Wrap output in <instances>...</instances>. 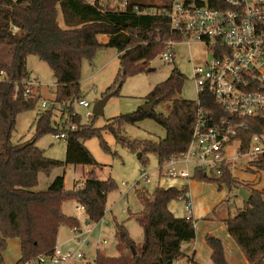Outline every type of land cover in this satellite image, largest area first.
<instances>
[{
	"label": "trees",
	"instance_id": "16d2710c",
	"mask_svg": "<svg viewBox=\"0 0 264 264\" xmlns=\"http://www.w3.org/2000/svg\"><path fill=\"white\" fill-rule=\"evenodd\" d=\"M113 0H0V47L8 48V61L0 60V264L8 241L20 242L21 258L17 264H26L39 255L53 252L60 227L79 229L77 218L63 213V205L73 201L82 207L90 223L98 224L106 212L110 193L117 189L112 178L101 180L96 175L98 163L85 143L98 137L105 151H110L103 138L104 132L115 136L122 145L140 152L146 165L150 154H155L160 169L172 158L181 157L188 148L196 122L197 104L177 99L185 83L184 75L174 69L169 78L157 85L147 96V102L156 106L170 103V113L148 114L139 108L136 112L111 119L103 128H96L94 119L82 124L74 111V103L81 100V70L85 61H92L96 51L112 48L118 51L120 69L114 84L104 94L118 95L126 78L150 69V64L166 50V43L180 39L172 31L171 22L157 5L136 0L113 3ZM155 11L150 14L149 11ZM63 17V28L59 19ZM107 36L108 43L100 37ZM29 56H36L50 67L56 88L51 109H42L34 121L35 135L30 141H11L19 115L37 110L42 100L38 92L26 95L23 83L31 79L27 69ZM152 69V68H151ZM154 71V69H153ZM206 110L218 113L220 108L212 97L202 96ZM62 111L60 121L55 110ZM219 108V109H218ZM153 119L166 130L165 139L155 143L149 140L131 141L122 129ZM68 125H75L69 131ZM68 131L65 161L45 156L37 142L46 134ZM264 133V120L252 122L249 131L242 133L243 150L255 134ZM92 168L81 187L67 190L63 176H57L45 191H35L39 175H50L67 166ZM247 172H264V155L251 163ZM161 173V172H160ZM162 174V173H161ZM192 179L215 182L230 190L245 189L250 197L244 201L234 217L224 222L230 237L249 264H264V189L240 182L230 171L217 179L209 178L196 168ZM142 211L134 215L140 224L144 240L136 245L124 224H117L115 238L118 256L107 257L97 252L92 264H175L184 260V245L196 238L195 220L176 217L170 210L173 202L185 199V193L176 187H157L151 195L137 190ZM214 264H229L223 242L207 235ZM134 248L135 254L132 250Z\"/></svg>",
	"mask_w": 264,
	"mask_h": 264
},
{
	"label": "rangeland",
	"instance_id": "374dc122",
	"mask_svg": "<svg viewBox=\"0 0 264 264\" xmlns=\"http://www.w3.org/2000/svg\"><path fill=\"white\" fill-rule=\"evenodd\" d=\"M125 0H113V3L124 2ZM144 4L161 5V0H136ZM182 2L183 0H178ZM60 25H64L63 17L59 19ZM102 41V37L99 38ZM176 60L169 63L163 60L159 55L150 64V68L154 71L139 72L126 78L118 95L112 96L104 107L103 116L94 119L96 128H103L109 124L111 119L122 115L136 112L148 104L147 96L154 88L166 81L174 69H178L185 77V83L182 91L176 96L177 99L197 102L199 94L193 78L192 66L204 63L210 59L207 49L198 44L188 46L186 44L177 43L174 47ZM118 51L112 48L101 47L96 51L92 61H85L81 70L80 97L89 104V108L79 106L75 101L74 111L81 118L82 124L89 123L93 119V109L95 105L104 98V94L114 84L118 75L119 64ZM10 53L8 48L0 47V60L8 61ZM27 69L31 79H37L41 84L40 94L42 100L48 102L53 101L55 93L54 75L44 61L36 56H29L27 60ZM41 102V101H40ZM170 103H163L155 106L156 113L168 115L170 113ZM41 103L37 110L29 111L18 116L16 121V129L12 134L11 141L17 143L21 139L26 142L33 139L35 135L34 121L40 111ZM62 111L60 108L55 110V119L60 121ZM70 125L67 126V128ZM65 132L61 130L60 133ZM123 136L131 141L149 140L159 142L165 139L166 130L153 119H145L137 125H128L122 129ZM56 134L50 133L44 135L37 142V147L44 151L47 158L56 161H65L67 151V140L55 138ZM103 138L108 144L109 152L105 151L100 139L95 137L85 143L86 148L91 152L99 168L96 169V175L99 179L112 178L117 189L109 194L106 205L102 240L107 243L100 246L98 250L101 254L108 257L118 256L117 240L115 233L117 224H124L129 232L131 239L136 245H142L144 240L143 230L137 220L135 214L142 211V205L137 197V190H143L151 195L157 187L169 186L171 183L184 180L187 184L178 186L182 192L187 189L192 195L193 210L195 216L199 217L198 234L211 233L223 235L219 227H224L225 219L234 217L238 210L243 208L244 200L240 196L239 190L236 188L230 190L228 186L219 185L215 182L198 181L192 179L195 167L190 166L188 172L190 179H172L166 176L168 167H164L163 174L160 173L158 159L155 154H150L144 165L139 157L140 152H136L127 145H122L117 141L115 136L109 132H104ZM239 143L234 142L229 148V154L236 156V149ZM238 156V155H237ZM248 159L240 158L238 165L234 171V176L240 181L249 183L255 189H264V172H247ZM178 169H186L185 166H177ZM147 171V179L141 178V171ZM89 168L82 166H67L54 170L50 175L40 174L38 189L35 191H45L57 176L65 175L66 189L72 190L78 181H82L88 173ZM87 176V175H86ZM162 180V181H161ZM175 180V181H174ZM137 182L139 184L135 188H131ZM126 185V186H124ZM131 188V189H130ZM172 209L177 215H190L185 211V201L180 200L173 203ZM63 212L69 217L77 218L80 226L85 228L89 223L87 216L83 210H78L77 205L73 201L66 202L63 205ZM194 213V211H193ZM193 213L191 214L193 216ZM207 220H202V218ZM92 227L94 223H90ZM215 231V232H214ZM75 232L67 225L60 227L58 241L56 245L62 246L64 251L75 250ZM98 237L92 235L90 245L83 248V253L90 262L95 261L97 254ZM237 248V247H235ZM238 250V249H236ZM238 252H240L238 250ZM108 254V255H107ZM21 258L20 242L17 239L9 240L6 251L4 252V264H17Z\"/></svg>",
	"mask_w": 264,
	"mask_h": 264
},
{
	"label": "built area",
	"instance_id": "2783aa9c",
	"mask_svg": "<svg viewBox=\"0 0 264 264\" xmlns=\"http://www.w3.org/2000/svg\"><path fill=\"white\" fill-rule=\"evenodd\" d=\"M126 4L127 0L122 3L123 6ZM158 6L168 16L172 31L180 37L166 43L162 54L164 61L175 62L174 47L177 43L202 45L210 54V59L192 66L199 99L187 151L181 157L170 159L160 172L163 174L167 166L168 178L190 179L188 169L193 166L204 171L207 177L217 179L227 171L234 175L240 158L248 159L250 167L252 162L264 155V133L253 135L246 151L243 150L241 137L242 133L250 130L252 122L264 120V0H161ZM154 12L149 11L150 14ZM5 76V71H0L1 82ZM23 85L29 96L36 95L41 89L37 79H30ZM204 95L214 99L220 108L218 113L204 108ZM76 102L84 108L90 107L82 99ZM54 106L53 101L41 100L42 109ZM68 129L75 130V125H70ZM67 137L68 131L55 135L57 139ZM234 142L239 143L236 149L238 156L229 154ZM177 166H185L186 169H178ZM141 174L142 179H147L146 170H142ZM183 200L185 211L190 214L185 218L194 220L190 195L185 193ZM78 210L83 208L78 207ZM90 227L88 223L86 228ZM73 230L76 234L75 250L64 251L56 245L51 254L39 255L26 264H92L94 261L90 262L83 253V248L90 244L89 230ZM106 243L105 240H97V252ZM175 264H180V261Z\"/></svg>",
	"mask_w": 264,
	"mask_h": 264
},
{
	"label": "crops",
	"instance_id": "0c3cea01",
	"mask_svg": "<svg viewBox=\"0 0 264 264\" xmlns=\"http://www.w3.org/2000/svg\"><path fill=\"white\" fill-rule=\"evenodd\" d=\"M102 38H103L102 41H101L102 43H105V44L108 43V37L107 36H103ZM82 167L85 168L84 166H82ZM88 172H90V171H88ZM86 175L84 176V179L82 181H78L75 184L74 188L80 187L86 181V178H87ZM40 177L41 176L39 175V179H40ZM64 179H65V175H64ZM103 180H106V179H103ZM182 184H187V182H185L184 180H181L180 182L178 181L176 183H171L170 182V185L169 186H167V187L162 186V187H164V188H169V187H176V188H178V186H180ZM65 185H66V182H65ZM36 189H38V187ZM178 189L181 191L180 188H178ZM184 193L189 194L190 195V200L192 201V195H191L190 190L187 189L186 191H184ZM173 203L170 205V210L172 211V213L176 217H185V215H177L174 212V210L172 209ZM77 209H78V206H77ZM193 211H194V213H193V219L196 222H198L200 220V218L199 217H196L194 215L195 214V210H193ZM207 218L206 217L204 219L202 218V220H207ZM103 226H104V220H102L98 224H95L94 227L91 226L90 229H87L86 227L85 228H82L80 226V230L85 231V232L89 230V233L87 234L88 235V238H89V241H90L92 235L97 236L98 237V240L99 239L102 240L101 234H102V231H103ZM219 230H220L221 233H223V235L215 234L214 237L219 238L223 242V245L225 247L226 257H227V260H228L229 264H249L248 261L246 260V258L244 257V255L242 254V252L236 246V244L233 241V239L228 234L226 224H224V227H221L220 226L219 227ZM198 233L199 232H198V223H197V225H196V238H195V240L193 242L184 245L183 249H184V252H185L187 258H185L184 260H181L180 261V264H189L190 262H192V264H214L213 261L211 260L212 251L208 247V245H207V243L205 241V237L207 235L213 236V234L208 233V234L205 235V234H202L201 233V235H199ZM75 244H76V242H74V246H75ZM90 244H91V242H90ZM235 247H237V248H235ZM76 248H77V245H76ZM236 249H238L240 252H238V250H236ZM99 250H101V249L99 248ZM108 257H111V256L108 255Z\"/></svg>",
	"mask_w": 264,
	"mask_h": 264
},
{
	"label": "water",
	"instance_id": "95a60500",
	"mask_svg": "<svg viewBox=\"0 0 264 264\" xmlns=\"http://www.w3.org/2000/svg\"><path fill=\"white\" fill-rule=\"evenodd\" d=\"M153 69H149V72H152ZM112 95H106L104 96V98L98 102L94 109H93V116H103V113H104V107L106 106L107 102L111 99ZM156 106V102H151V103H148L146 104L144 107H143V111L148 113V114H153L154 113V108ZM139 157H140V154H139ZM89 171L91 172L92 171V168L89 169ZM240 192V196L242 197V199L244 201H248L249 197H250V194L243 188H241L239 190ZM132 250L135 254V251H134V248L132 247Z\"/></svg>",
	"mask_w": 264,
	"mask_h": 264
}]
</instances>
